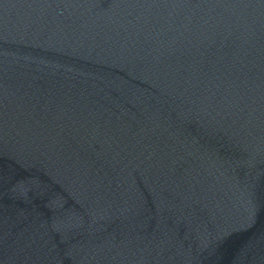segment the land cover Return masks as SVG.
I'll return each mask as SVG.
<instances>
[{"label": "water", "instance_id": "95a60500", "mask_svg": "<svg viewBox=\"0 0 264 264\" xmlns=\"http://www.w3.org/2000/svg\"><path fill=\"white\" fill-rule=\"evenodd\" d=\"M0 264H264V0H0Z\"/></svg>", "mask_w": 264, "mask_h": 264}]
</instances>
